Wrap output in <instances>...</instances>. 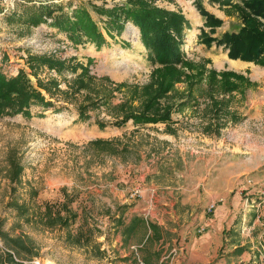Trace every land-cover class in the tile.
I'll use <instances>...</instances> for the list:
<instances>
[{
    "label": "rangeland",
    "instance_id": "374dc122",
    "mask_svg": "<svg viewBox=\"0 0 264 264\" xmlns=\"http://www.w3.org/2000/svg\"><path fill=\"white\" fill-rule=\"evenodd\" d=\"M122 1L0 0V70L6 77L20 69L29 74V55L77 65L75 72L65 70L63 75L48 69L38 72L40 80H56L63 92L51 100L53 107L33 106L28 116H0V264H189L185 258L192 241L214 233L219 209L224 221L218 241H209V264H264V65L229 59L222 46L201 42L203 18L195 0H151L159 8L181 11L190 23L181 48L186 58L216 72L242 75L250 85L216 95L227 106L220 113L204 95L197 107L173 109L169 124L134 126L128 121L112 126L109 123L123 115L124 104H139L133 91L141 92L157 66L131 23L121 35L113 32L114 39L106 35L105 16L95 8ZM41 3L61 5L66 12L86 8L107 44L100 50L90 43L75 47L49 25L8 22L12 13L26 16V7ZM200 3L223 21L210 37L239 28L228 7ZM80 65L87 66L90 80L75 91ZM29 79L36 84L32 76ZM176 90L173 94L187 91L182 83ZM198 95L195 88L193 97ZM180 101L175 97L169 104ZM79 107H87L88 120L78 118ZM98 139L113 140L127 151L111 155L90 146ZM9 160L22 169L15 180ZM246 200L254 206H247ZM11 201L23 203L27 210L9 206ZM45 203L56 205L53 213L68 203L78 217L68 226L43 223ZM210 204L214 209L207 212ZM120 207H126V225L134 216L143 217L157 226L156 237L146 241L153 232L137 228L126 241L123 227L116 230L114 225ZM83 221L94 229L87 248L65 241ZM15 237L23 239L21 249L7 244Z\"/></svg>",
    "mask_w": 264,
    "mask_h": 264
},
{
    "label": "trees",
    "instance_id": "16d2710c",
    "mask_svg": "<svg viewBox=\"0 0 264 264\" xmlns=\"http://www.w3.org/2000/svg\"><path fill=\"white\" fill-rule=\"evenodd\" d=\"M212 4L228 7L235 14L240 22L236 31L224 32L219 38L210 37L217 28L222 26L223 21L208 13L200 3L195 0L197 9L203 18V27L200 31L199 40L207 45L215 43L217 47L222 46L227 52V56L232 60H241L264 65V0H208ZM28 15L12 13L7 17L9 23H21L29 27H37L42 24L49 25L59 33L65 35L68 42L75 47L85 43L93 44L96 50H100L107 44L104 35L93 20L89 11L84 7H77L70 12L64 11L61 5L40 4L37 7H26ZM96 12L105 16V33L110 39H114L113 32L121 35L125 24L131 23L139 31V38L143 46L150 53L149 60L153 65H157L151 72L150 81L141 88V92L133 91V97L139 96L140 102L136 107L132 104H124L120 119L109 123L112 126H122L131 121L134 126L146 124L171 122L170 115L173 109L183 110L184 108H194L199 105V98L204 95L211 102V108L220 113L223 108L224 99H217L216 95L232 93L239 89L241 84L250 85L247 78L242 75L213 69H207L206 63H193L186 58L182 52V43L185 30L189 28V23L181 11H169L157 7L151 0H124L113 3L109 8H95ZM208 29V33L204 31ZM88 62H91L88 59ZM26 64L30 73L20 69L14 77H6L0 70V116L18 115L28 116L33 106L48 109L54 106L51 101L58 93H63L58 88V83L54 79L40 80L38 72L42 69L54 70L57 74L63 75L65 70L76 71V66L71 63L58 61L48 56L29 55ZM81 70L75 78L73 84L75 91L79 87H86L90 80L87 66L80 65ZM32 76L36 80L33 85L29 79ZM205 82V88H203ZM186 86L185 92H176L179 84ZM198 97H193L195 92ZM173 94V95H172ZM47 96V97H46ZM178 97L181 101L176 104H169L171 100ZM171 99V100H169ZM93 107V104L88 106ZM87 107L78 108V118L82 121L89 119ZM101 128L105 123H99ZM217 125L214 124V127ZM93 148L108 154H123L127 149H118L113 140H95L90 142ZM121 152V153H120ZM9 174L15 180L22 169L14 160H9ZM9 206L17 210H27L23 203L16 201L8 203ZM56 205L44 204V212L40 215L41 222L54 226L61 222L62 226L74 223L78 214L70 210L68 203H63L55 209ZM64 211V217L60 211ZM126 207L119 208V215L114 219L116 230L123 227L121 233L128 241L137 228L146 229L152 235L146 237V241L156 237L157 226L149 223L143 217L134 216L128 225L125 224ZM94 236V229L90 228L85 221L82 227L73 235L65 236V241L69 244L88 247ZM23 239L19 237L11 238L7 244L14 249H21ZM92 248V247H91ZM99 252V251H98ZM11 258V255H8ZM12 259V258H11Z\"/></svg>",
    "mask_w": 264,
    "mask_h": 264
},
{
    "label": "crops",
    "instance_id": "0c3cea01",
    "mask_svg": "<svg viewBox=\"0 0 264 264\" xmlns=\"http://www.w3.org/2000/svg\"><path fill=\"white\" fill-rule=\"evenodd\" d=\"M189 27H190V23H189ZM233 65L242 67L243 64L241 62H233ZM219 210L220 211H218V213L220 212L221 214L215 213V218L217 220L215 219V222H214V225H215L214 233L207 234L206 232L203 234L205 236L199 237V240L197 239H196L197 241L193 240L190 246L189 254H187L188 250L185 249V252L187 254L185 259L187 260L189 264H209L210 263L211 245L209 244V241L211 240V243L212 242L215 243L216 241H218L217 231L219 230V227L222 226V223L224 221V218L222 219V212L224 211H221L223 209H219Z\"/></svg>",
    "mask_w": 264,
    "mask_h": 264
},
{
    "label": "built area",
    "instance_id": "2783aa9c",
    "mask_svg": "<svg viewBox=\"0 0 264 264\" xmlns=\"http://www.w3.org/2000/svg\"><path fill=\"white\" fill-rule=\"evenodd\" d=\"M65 44L67 45L68 43H65ZM260 193H261L262 196H264V191H260ZM251 204H252V205H250L249 200H246V205H247V206H248V205H249V206H254L253 203H251ZM256 206L258 207V206H259V203H258ZM213 209H214V204H210V205L206 208L207 212H212ZM256 219H259V217L257 216Z\"/></svg>",
    "mask_w": 264,
    "mask_h": 264
}]
</instances>
